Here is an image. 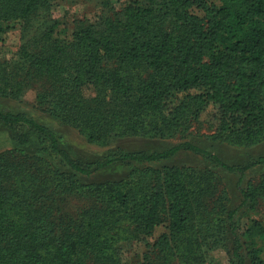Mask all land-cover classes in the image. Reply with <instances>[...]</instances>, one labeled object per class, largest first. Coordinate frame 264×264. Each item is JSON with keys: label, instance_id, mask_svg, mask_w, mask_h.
<instances>
[{"label": "trees", "instance_id": "16d2710c", "mask_svg": "<svg viewBox=\"0 0 264 264\" xmlns=\"http://www.w3.org/2000/svg\"><path fill=\"white\" fill-rule=\"evenodd\" d=\"M51 1L0 0V40L21 32L0 59V102L35 88L42 114L107 151L87 160L61 130L0 105L13 144L0 152V264H124L127 243L144 247L140 264H207L216 250L264 264V214L251 216L264 175L241 186L264 153L228 165L189 139L264 146V0H131L66 37ZM205 120L212 132L194 133ZM174 138L162 150L113 145ZM181 152L208 165L174 163ZM116 163L123 176L84 180ZM218 169L238 176L237 206Z\"/></svg>", "mask_w": 264, "mask_h": 264}, {"label": "rangeland", "instance_id": "374dc122", "mask_svg": "<svg viewBox=\"0 0 264 264\" xmlns=\"http://www.w3.org/2000/svg\"><path fill=\"white\" fill-rule=\"evenodd\" d=\"M131 0H52L50 4L49 16L58 22L57 35L59 37H66L71 34L77 21H87L99 23L106 16H111L113 12L120 11ZM20 26L15 25V28L6 32L0 40V59H11L17 53L21 44ZM91 92L87 91L86 96H90ZM36 89H28L20 101H9L5 105L0 102V105L10 108L15 111L26 112L29 116L36 118L39 122L53 125L55 128L61 130L64 139L72 145V148L87 160H94L101 157L107 151V148H100L98 146L89 144L84 137L79 135L72 129L63 128L48 116L42 114L36 108ZM208 121V120H207ZM209 122V121H208ZM203 121L197 124L193 131L199 134H210L211 128L209 123ZM200 147L209 150L216 154L224 163L228 165L244 166L253 162L258 156L264 153V146L256 148H238L227 143L211 144L204 138H189ZM180 139L174 138L171 140H152V139H134L123 140L114 143L126 150H140L145 149L149 151L162 150L166 147L177 143ZM6 131L0 128V152L12 148ZM172 161L178 165H193L205 166L208 163L199 156L190 153L181 152ZM220 172L224 186L226 187L229 196L232 200V205L237 206L242 199L239 187L237 184L238 176L236 174L218 169ZM125 174V168L121 163H116L106 167L91 177L85 178L86 182H99L110 179H115ZM264 175V165L256 164L245 172L244 181L241 186L245 187L247 182L257 183ZM75 201H77L75 199ZM75 201L72 203L74 204ZM259 213H252L253 218H259L264 213V202L261 201L258 207ZM160 233V229L156 231V235ZM144 247L141 243L123 244V260L124 264H140L142 260V252ZM207 264H227L226 254L223 250H216L210 253Z\"/></svg>", "mask_w": 264, "mask_h": 264}]
</instances>
